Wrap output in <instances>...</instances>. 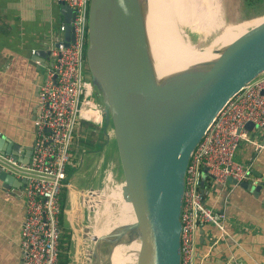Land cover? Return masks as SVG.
<instances>
[{
  "label": "water",
  "instance_id": "obj_1",
  "mask_svg": "<svg viewBox=\"0 0 264 264\" xmlns=\"http://www.w3.org/2000/svg\"><path fill=\"white\" fill-rule=\"evenodd\" d=\"M104 1H89L85 56L98 91L105 128H111L116 144L123 180L121 193L124 201L132 205L136 218L139 249L135 264H180V211L189 157L226 102L264 72V14L218 58L200 68L194 82L135 118L134 109L118 94V89L126 78L125 71L121 73L123 63L128 61V69L132 70L134 60L145 61L148 32L144 8L141 0H120L134 11L132 24L139 28L137 40L120 48L126 38L120 30L121 19L116 10L111 11L117 27L107 30L100 12ZM59 4L63 30L58 43L68 46L73 39L71 21L75 12L63 1ZM245 126L253 129L251 122ZM19 148L0 133V152L27 164L31 146L18 154ZM0 180L6 187L12 180L24 186L23 178H15L1 167ZM205 180L203 170L201 191ZM238 186L250 191L261 189V184L249 181L239 182Z\"/></svg>",
  "mask_w": 264,
  "mask_h": 264
},
{
  "label": "built area",
  "instance_id": "obj_2",
  "mask_svg": "<svg viewBox=\"0 0 264 264\" xmlns=\"http://www.w3.org/2000/svg\"><path fill=\"white\" fill-rule=\"evenodd\" d=\"M61 1L75 12L71 21L73 39L68 46H63L58 43L61 39L58 38L48 48L50 66L38 87L29 161L23 164L0 152V167L9 170L16 178L24 179L21 264H59L61 214L70 227L72 238L78 230L69 218V211L76 212L78 204H86L88 194L98 199L97 194L104 190H116L122 186L111 179L110 172L105 175L106 187L103 188V184L99 190H78L68 180L76 124L81 120L103 128L105 121L86 65L90 0ZM59 30L62 32L63 24ZM247 122H251L253 128L264 125V72L226 102L191 152L183 179L180 264L197 263V235L201 227L213 224L220 231L224 230L223 212L214 211L204 198L210 191L225 187L229 179L235 180L236 184L247 181L246 167L234 159L238 146L247 142L255 149L262 147L250 136V130L245 126ZM203 170L209 184L201 191ZM63 192L65 197L68 196V208L61 204ZM70 193H73L72 200ZM92 212L94 217L95 211ZM75 225L78 227V223ZM199 257L200 263L197 264H202L203 259Z\"/></svg>",
  "mask_w": 264,
  "mask_h": 264
},
{
  "label": "crops",
  "instance_id": "obj_3",
  "mask_svg": "<svg viewBox=\"0 0 264 264\" xmlns=\"http://www.w3.org/2000/svg\"><path fill=\"white\" fill-rule=\"evenodd\" d=\"M60 1L0 0V133L20 146L16 150L18 154L33 141L38 87L50 66L46 50L52 41L62 38ZM218 1L217 19L221 25L258 16L247 15L242 0ZM96 100L99 102L97 97ZM249 134L262 147L255 149L252 144L241 142L234 159L246 167L247 181L261 184V189L250 191L229 180L222 189L206 195L205 203L214 211L223 212L224 230L220 231L213 224H205L199 229L197 263H200L201 256L202 264H264V129L253 128ZM85 137V146H88L83 151H90L92 158L79 175L89 172L97 178L102 172L103 176L110 163H115L103 152L113 139L111 128L98 127L95 140L90 141L87 132ZM82 161L81 156L80 164ZM78 169L79 165L73 171ZM116 174V178L122 180V174ZM9 186L0 180V264H21L23 187L14 180ZM74 187L82 190L77 185Z\"/></svg>",
  "mask_w": 264,
  "mask_h": 264
},
{
  "label": "bare ground",
  "instance_id": "obj_4",
  "mask_svg": "<svg viewBox=\"0 0 264 264\" xmlns=\"http://www.w3.org/2000/svg\"><path fill=\"white\" fill-rule=\"evenodd\" d=\"M212 1L141 0L147 32L148 34L155 32V36L150 39V49L147 43L148 53L152 61L144 64L140 59L134 60V72L128 69V61L124 62L121 73L125 71L126 78L118 89V94L134 109L135 118H139L147 110L162 104L175 93L194 82L200 74V68L218 58L226 50L227 45L234 42L247 30L244 27L245 24L247 25L246 22L239 25L233 24L226 29L222 37L215 41L225 45L217 52L211 47L196 49V46L192 45L191 48H188L189 40L183 36L180 27L183 25L191 29L204 27L201 25L202 22L205 24L201 16L206 19L205 15L209 10L214 11L211 5ZM129 7L120 0L113 3L111 0H105L100 9L104 25L110 31L115 26L117 27V24L111 19L110 12L116 10L119 14L121 19L120 30L126 36L120 48L129 46L139 37L138 26L134 27L132 24L133 16L135 20V13ZM259 19V17L252 19L250 24L255 25ZM151 29L152 32L150 33ZM159 32H161L160 36H158ZM179 37V40H175ZM183 46H185L184 50H182ZM151 48L152 53H150ZM116 194H120L122 198L121 187L118 191L107 193L105 198L110 199ZM94 199L96 198L94 197ZM108 202L110 201L108 200ZM125 211L127 213H125L126 222L124 226L136 219L129 202H126ZM116 225H123V223L118 222ZM105 234L107 236V233ZM116 240L119 241L118 244L123 243L124 245H118L114 248V256L118 257L120 261L113 263L114 260L112 259V264H135L139 249V234L136 233V236L130 237L125 229L118 234ZM125 241L127 244L124 243ZM116 244L117 242L114 243V245ZM116 249L119 250L115 251Z\"/></svg>",
  "mask_w": 264,
  "mask_h": 264
},
{
  "label": "rangeland",
  "instance_id": "obj_5",
  "mask_svg": "<svg viewBox=\"0 0 264 264\" xmlns=\"http://www.w3.org/2000/svg\"><path fill=\"white\" fill-rule=\"evenodd\" d=\"M212 7L213 10H209V12L205 15L206 19L202 17L205 24L202 22L201 25L204 27H199L198 29H191L190 27L183 25L180 27L181 32L183 33V36H185L186 39L189 40V46L188 48H191L192 45L196 46L197 48H206L211 47L214 49L215 52L219 51L221 48H223L225 45L220 42H215L219 40L222 37L223 32L234 25H239L241 23H247L245 24V28H250L252 24H250L251 20L259 17V16H251V18H244L243 20H239L236 22H226L221 25L220 20L217 19L218 17V8L220 7L218 0L212 1ZM264 12V6L260 8ZM249 15V11L246 13ZM255 15H258L256 13ZM249 22V23H248ZM250 24V25H249ZM152 32V29L150 30V33ZM161 35V32L158 33V36ZM152 36H155V32L153 34H148V46L150 49L151 43L150 39ZM171 36V32H170ZM179 38L175 40H179ZM182 43V42H181ZM187 44V45H188ZM185 45V42H184ZM228 46V45H227ZM184 47L182 50H184ZM189 50V49H188ZM153 50L151 48L150 53H152ZM151 56L147 51V54L145 56L144 64H147L151 62ZM131 66L132 72L135 71V65L134 63ZM94 96H98V91L96 90V87L94 88ZM99 98V96H98ZM73 145V143H72ZM103 152L105 153L107 159L111 158V160H115V163L108 166V172H110L111 179L117 183V184H123V180L119 178V180L116 178V176L119 173L121 175L118 156H117V150H116V144L114 139L109 141V144H107ZM89 153L90 151H83L81 153V156L83 157L82 164L81 162V156L78 158V160L75 162L74 155L75 152L73 151V147L71 148V166L68 172V179L70 180V183L74 186L77 185L80 187V189H95L99 190L100 185L106 181L105 175L106 173L99 172L97 175V178L93 173H87L86 175H79L80 173L84 172L87 168V164L89 160L92 158ZM74 164L79 165V169L76 171L74 170ZM81 165V166H80ZM102 178V182H101ZM106 182L104 183L103 188L106 186ZM109 185V184H108ZM111 188H108L107 190H104L103 193L98 195V199H94V196L91 194H88L89 200L86 201V204L83 205L79 204L77 205V209L79 211L71 212L69 211V218L74 226V228L78 231L76 233L72 234L71 238V245H70V252L69 259L70 264H112V259L114 260L113 263H119V258L115 257L113 250L118 245H124L123 243L118 244L119 241L116 240L118 237V234H120L122 231L126 229V231L129 233V236H136L137 228H136V222H130L128 225H125V206L126 202L123 199V196L121 198L120 194H116L112 198H108L105 196L109 192L118 191V189L111 191ZM73 193H70V199H73ZM92 196V197H91ZM68 200V196H66ZM75 199V197H74ZM94 200V202H92ZM108 200L110 202H108ZM95 205H99L96 207ZM68 208V205H67ZM94 217H93V212ZM83 216L81 217V213ZM100 216V217H99ZM115 220V222H114ZM66 221V220H65ZM77 221V222H76ZM120 222L123 223V225H116V223ZM75 223H78V227H76ZM114 223V224H113ZM107 233V236L106 234ZM105 235V236H104ZM135 238V237H134ZM112 241V242H111ZM114 245V243H116ZM124 243L127 244L125 241ZM119 249H116L115 251H118Z\"/></svg>",
  "mask_w": 264,
  "mask_h": 264
},
{
  "label": "trees",
  "instance_id": "obj_6",
  "mask_svg": "<svg viewBox=\"0 0 264 264\" xmlns=\"http://www.w3.org/2000/svg\"><path fill=\"white\" fill-rule=\"evenodd\" d=\"M242 1H243L244 9H246V11H249V13L254 14V15L258 13V16L264 14V12L262 11L263 9L262 10L260 9L262 6H264V0H242ZM97 99L99 100L98 97ZM86 132L89 135L88 138L90 139V141L95 140L96 133L98 132V126L87 124L86 122L81 121V120L78 121V123L76 124V129H75V133L73 137V145H72L73 151L75 152V155H74L75 162L81 156V153L83 152L84 148L88 146V145L85 146L86 144L85 142H87L86 137H85ZM81 141L82 143L83 142L84 143L81 144ZM71 157H72V154H71ZM208 184H209V179L206 178L204 185L208 186ZM65 199H66L65 192H63L61 194L62 206L65 205ZM60 230H61V233H60L61 251L59 253V264H70L68 253L70 252V245H71V231H70L69 225L65 221L63 214H61L60 216Z\"/></svg>",
  "mask_w": 264,
  "mask_h": 264
}]
</instances>
